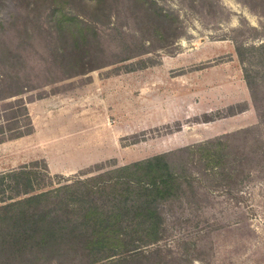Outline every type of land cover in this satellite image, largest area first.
Here are the masks:
<instances>
[{
  "label": "rangeland",
  "instance_id": "rangeland-1",
  "mask_svg": "<svg viewBox=\"0 0 264 264\" xmlns=\"http://www.w3.org/2000/svg\"><path fill=\"white\" fill-rule=\"evenodd\" d=\"M50 1L0 0V44L22 51L19 76L38 87L22 94L25 101L35 99L28 102L34 132L0 143V172L38 160L42 171L46 165L51 175H61L55 183H65L258 124L264 133L237 53L240 42L264 40V0H156L169 15L145 33L133 18L137 8L118 0L115 17L100 26L101 50L94 44L84 58L103 66L45 85L51 79ZM92 6L71 3L66 9L92 16ZM114 24L142 39L137 50L145 42L150 51L115 60L122 54ZM25 29L42 33L29 37ZM53 41L65 40L54 31ZM73 52L77 58L85 53ZM16 99L0 101L6 136L18 130L9 129L15 120H6L20 111ZM245 102L247 110L231 114ZM232 142L237 147L244 140ZM251 162L238 184L203 176L201 195L166 203L168 236L146 249L172 247L185 259L199 255L194 264H264V161ZM197 239L198 249L192 245Z\"/></svg>",
  "mask_w": 264,
  "mask_h": 264
},
{
  "label": "trees",
  "instance_id": "trees-1",
  "mask_svg": "<svg viewBox=\"0 0 264 264\" xmlns=\"http://www.w3.org/2000/svg\"><path fill=\"white\" fill-rule=\"evenodd\" d=\"M90 1H50L48 39L52 48L48 51L47 78L51 79L45 85L103 66L104 63L88 64L84 58L90 57L94 44L101 50L100 26L115 17L118 0ZM128 1L131 9L138 10L133 18L142 33L165 24L169 12L158 6L156 0ZM71 3L83 6L92 3V16L67 10ZM112 30L121 35L116 48L122 55L115 60L131 59L150 51L145 42L137 50L142 39L124 34L117 25ZM54 31L65 40L63 43L53 41ZM24 32L30 33L29 37L42 33L28 29ZM81 49L85 53L77 58L73 51ZM237 53L244 63L251 106L264 118V40L258 45L240 42ZM21 54L20 49L0 44V60L5 61L0 65V101L17 97L16 106L20 108L17 114L6 117L7 121L15 120L9 129L15 127L17 132L6 136L0 122V143L34 132L28 102L35 99L25 101L22 94L38 87L19 76ZM247 108L248 103H239L232 107L231 114ZM260 126L181 146L65 183H55V177L61 175H51L46 165L42 171L38 160L0 172V264H194V260H202L199 255L185 259L184 254L172 247L146 248L168 236L166 203L201 195L203 176L215 183L238 184L250 170L251 161H264V133L260 132ZM237 138L244 143L234 147L232 141ZM250 140L253 144H247ZM246 145L249 147L245 148ZM248 148L249 153L245 151ZM193 165H197L198 175L194 174ZM192 245L198 249L199 239Z\"/></svg>",
  "mask_w": 264,
  "mask_h": 264
}]
</instances>
